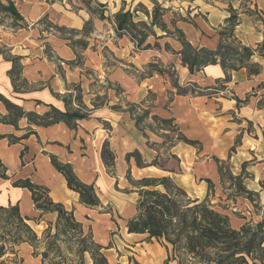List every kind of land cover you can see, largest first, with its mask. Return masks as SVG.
<instances>
[{
  "label": "crops",
  "instance_id": "crops-1",
  "mask_svg": "<svg viewBox=\"0 0 264 264\" xmlns=\"http://www.w3.org/2000/svg\"><path fill=\"white\" fill-rule=\"evenodd\" d=\"M146 1L0 0V9L12 3L18 14L14 26L0 28V43L10 56L0 57V205H17L37 235L57 216L37 210L29 190L14 186L16 181L28 179L46 188L51 200L72 212L104 251L112 249L115 235L130 241L147 238L127 232V221L137 215V182L148 172L173 177L181 169L177 159L180 165L193 163L192 178L185 180L188 188L184 182L182 186L192 194L198 191L197 198L208 192L205 179L215 190L220 185L218 159L230 162L233 176L247 172L242 184L264 206V59L258 52L264 43V0H168L161 17L164 28L153 25V34H146L135 49L114 19L129 11L133 21L139 20L136 6H146ZM230 9L237 17L234 36L240 46L254 51L248 63L257 72L238 66L226 73L219 57L190 72L182 63V42L197 50H217L225 42L222 32ZM130 106L160 124L170 121L180 137L198 144L174 139L165 149L160 142L169 130L160 128L161 138L148 140L155 148L147 149L155 131L138 132ZM59 112L84 118L39 123ZM163 150L168 168L152 165ZM102 152L112 156L109 165ZM133 153L142 166L130 157ZM52 159L70 165L80 182L93 186L100 206L82 204ZM222 214L235 228L241 225L232 213ZM145 245L140 247L144 263L160 264L164 250L151 242ZM17 250L22 264H41L28 244Z\"/></svg>",
  "mask_w": 264,
  "mask_h": 264
},
{
  "label": "trees",
  "instance_id": "trees-1",
  "mask_svg": "<svg viewBox=\"0 0 264 264\" xmlns=\"http://www.w3.org/2000/svg\"><path fill=\"white\" fill-rule=\"evenodd\" d=\"M5 8L13 17H17L18 14L12 3H9ZM115 19L118 31L125 30L128 32V29L133 30L134 27L137 28L138 26L147 29L143 23H132V15L129 11L117 14ZM236 19L235 13L231 10V14L226 20L228 27L225 29L230 33L227 36L228 38L233 37ZM155 20L156 18L153 17V25L157 24ZM177 32L181 34L180 31ZM222 34L224 35V32ZM138 35L141 34L138 32ZM130 37L137 41L136 37L132 35ZM143 39L144 35L138 39L139 45L143 42ZM182 43L184 47L181 52L182 63L188 67L190 72L194 68L198 69L201 66L215 64L218 57L226 73L236 70L238 66L247 67L250 74L257 72V69L252 68L254 65L248 63L254 54V51L248 47L240 46L239 51L242 54L235 58L233 56L237 54L236 51L230 52L229 47L223 44L217 50L210 51L206 49L197 50L185 41ZM258 52L264 59V43L259 46ZM232 58L236 59L238 65L231 64ZM178 92H180L179 89ZM6 104L8 107L10 106L7 102ZM47 118L48 116L41 118L39 123L48 125L58 120L67 122L71 119L84 118V115L59 112L54 116V119L48 120ZM161 123L171 124L170 121L163 120ZM180 140L192 146L198 144L197 141L185 137H180ZM102 157L107 165H109L108 161L112 162V156L109 155L108 158L105 156V152H102ZM130 157H134L138 167L142 166L138 153L130 154ZM215 161L218 164V174L221 179L224 176L225 169L222 167V161L218 159H215ZM52 164L64 176L67 187L79 194L82 204L88 207L100 206L99 198L93 186L80 182L70 165L61 164L56 159H52ZM228 174H230L229 177L232 180L241 178V175L234 177L231 173ZM0 176L3 177V174L0 173ZM204 181L208 185L207 197L199 200L189 198L185 190L177 186L168 176L142 178L137 182L139 190V199L136 204L137 215L127 221V232L129 234H146L148 240L155 239L166 252V259L163 264H264V219L257 224L248 222L239 229L232 228L229 218L214 210L210 204L208 197L210 193H213V182L210 179ZM140 183H143V185ZM13 184L16 187L29 190L37 210L43 213L56 214L57 219L54 224L56 230L60 227V222L63 221L65 228L79 230L80 235H82V227L75 221L72 212L67 211L62 204L53 202L46 188L33 184L28 179L19 180ZM157 186H161L162 190L156 189ZM261 187L264 188V180ZM236 190L238 194H243L250 202H255L252 198L256 194L248 191L241 182L236 186ZM28 221V218L21 216L17 205L6 207L0 205V228L2 230L0 235V264L8 262L22 264V259H19L17 254V249L22 244L31 246L33 254L40 255L41 264H44L47 251L36 252L35 244L40 240ZM51 226L52 224L49 225L47 230ZM65 231V229L62 230V232ZM87 235H89V243L94 246V249H82V252H88L91 255L94 260L93 264L97 261L96 256L100 259V264H109L108 259L101 254L104 247L95 243L90 233ZM7 242L15 247V250L12 249L13 252H10L13 258L7 256ZM82 242H88L87 238L83 237Z\"/></svg>",
  "mask_w": 264,
  "mask_h": 264
},
{
  "label": "rangeland",
  "instance_id": "rangeland-1",
  "mask_svg": "<svg viewBox=\"0 0 264 264\" xmlns=\"http://www.w3.org/2000/svg\"><path fill=\"white\" fill-rule=\"evenodd\" d=\"M174 4H179L177 0H173ZM187 2L190 0H186ZM209 2H212V0H207ZM224 1V0H223ZM168 6V0H147L146 1V6L144 5H139L136 6V10L138 19H135V21L132 20V23L138 24V23H143L146 25L147 29L144 27H134L133 30L128 29V32L124 30L129 36L132 35L137 38V41L135 39H132V43L134 44L135 49H140L139 47V40L142 35L146 34H153L152 28H153V17L156 18L155 22L157 23L158 26L163 27L162 23V15L165 14V7ZM177 12L173 13V16L176 19H179V17L176 14ZM231 14V13H230ZM132 15V13H131ZM132 18L134 16L132 15ZM259 18V17H258ZM14 17L8 12L6 8H1L0 9V28L6 27V30H8L10 27L9 26H14L15 21H13ZM114 23L116 26V19H114ZM2 26V27H1ZM15 28V27H12ZM164 28V27H163ZM4 29V28H3ZM226 29V28H225ZM224 29V30H225ZM2 31V29L0 30ZM139 34L141 35H138ZM224 36H225V42L224 45L228 46L230 49V52H235V56L233 57H238V55H241V51H239L240 45L237 42L235 36H234V30H233V37L228 38L227 36L230 34L229 31H223ZM222 32V33H223ZM137 35V36H135ZM178 36V35H177ZM1 38V34H0ZM144 40V39H143ZM0 57L3 59L10 58L8 51L6 50V47H4L0 43ZM233 59V58H232ZM236 59H233V61H230L231 64L238 65V63L235 61ZM195 91V89H192ZM130 106V109H133ZM135 112L134 114V119L138 124V132H143L145 133H150L149 130H154L155 134L150 135L147 139V141L150 139V141H156L157 138H161L160 132L156 131L157 129L163 128V129H168L169 134L166 135V137H163L162 139L164 140L162 143L163 147L165 149H170L172 147V144L174 143L175 140H180V136L176 129L172 127L171 124L169 125H162L158 123L155 120H152L151 118H147V115L143 113L138 107L136 109H133ZM151 131V132H152ZM158 141V140H157ZM162 141V140H159ZM141 142H143L141 140ZM170 142V143H169ZM234 146L230 148V154L235 152V148L239 143L238 137L234 141ZM153 143V142H151ZM151 143H147V149H154L155 146L152 145ZM150 144V145H149ZM197 149V148H196ZM148 152V151H147ZM163 156H159L160 160L158 159L154 160L153 163H156L160 168H168V165L166 164V160L168 156L166 155V151L164 153L163 150ZM175 157L174 155H172ZM167 157V158H166ZM176 158V157H175ZM177 159V158H176ZM178 160V159H177ZM175 161L177 162L176 166L181 167V169H176L174 170L173 177H170L168 175H163L162 173L159 172H148V177L147 178H161L168 176L171 178V180L179 187L185 190L189 198L192 199H199L202 200L206 196H201V197H196V195H199V192L196 191V193L192 194L190 193L191 191L186 190L185 188H188V185L185 180H189L192 178L189 174L192 172L191 168L194 166L193 163H190L187 161V164L185 165H180V161ZM215 160V159H214ZM149 161V160H148ZM151 161V160H150ZM216 162V161H215ZM218 166V164H217ZM222 167L225 169L224 171V176L221 178L220 185L218 184L217 190H215L213 186V193H210L209 195V200L210 204L213 206V209L218 211L219 213L222 214L223 211H228L229 213H232L233 216H236V219L238 220V223L242 222L239 227L235 228V225L230 223L231 227L234 229H239L242 225L248 222H252L253 224H257L260 221L264 219V206H262L258 200V195L257 193L256 196H254L252 199L255 200L254 203L250 202L248 199L245 202H242V199H246L243 194H238L236 190V186L239 185V183H243V179L247 178V172H244V170H241L239 174L235 173L236 176H240L241 178L234 179L232 180L228 173H231L232 170L230 168H233L230 162H225L222 161ZM232 175V173H231ZM233 176V175H232ZM234 176V177H236ZM141 180V179H140ZM138 180V181H140ZM183 182L185 185V188L182 186ZM143 185V183H140ZM243 185V184H242ZM146 189H150L149 187H145ZM156 189L162 190L161 186H157ZM220 189V190H218ZM250 191V190H248ZM236 197L238 200H236ZM139 199V196H138ZM138 201V200H137ZM235 201V203L233 202ZM247 202V203H246ZM236 203H238L236 205ZM251 205H250V204ZM247 204V205H245ZM184 208V207H183ZM245 214V215H242ZM248 213V214H246ZM224 215V214H223ZM57 219V217H56ZM56 221L53 223L52 226L50 227L49 230L48 227L42 231L40 235H38L39 242L35 244L37 248V253H42L43 251H47L46 259H44V264H93L94 260L92 259L91 255L88 252H82V249H87V248H92L94 249V246L90 244V239H88L89 235L86 233V231L82 232V235H80L79 230H71L70 228L66 227L64 225V222H60V227L58 230H56L54 224ZM38 232H40L41 228H35ZM66 230L65 232H62V230ZM2 234V230L0 228V235ZM87 238L88 242L83 243L82 239ZM139 240L137 241H130L127 240L125 236L123 235H115L113 236V242L109 244V247L112 249L108 251L102 250L101 254L104 255L106 258L110 259L111 264H122L123 262L126 264H145L143 261L142 257H145V251L141 248H146L145 244L148 243H153L157 244L158 246L159 243L155 240H148L146 236H141L138 238ZM141 239V240H140ZM8 241V238H7ZM140 242H144V244H138ZM7 247V252H8V257L13 258V256L10 254V252H13L12 249L15 250V247L11 244H6ZM141 247V248H140ZM161 247V246H160ZM134 248V249H132ZM162 248V247H161ZM165 252V249L162 248ZM133 253V254H131ZM136 255V256H135ZM96 263L95 264H100V259L96 256ZM6 259V258H5ZM166 259V252L165 256L160 262V264H163L164 260ZM139 261V262H137Z\"/></svg>",
  "mask_w": 264,
  "mask_h": 264
},
{
  "label": "built area",
  "instance_id": "built-area-1",
  "mask_svg": "<svg viewBox=\"0 0 264 264\" xmlns=\"http://www.w3.org/2000/svg\"><path fill=\"white\" fill-rule=\"evenodd\" d=\"M124 31V30H123Z\"/></svg>",
  "mask_w": 264,
  "mask_h": 264
}]
</instances>
